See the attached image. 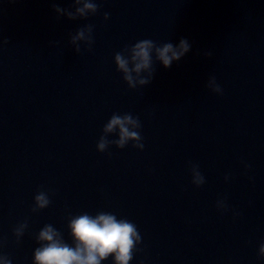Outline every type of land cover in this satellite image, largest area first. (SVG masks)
<instances>
[{
  "label": "water",
  "instance_id": "1",
  "mask_svg": "<svg viewBox=\"0 0 264 264\" xmlns=\"http://www.w3.org/2000/svg\"><path fill=\"white\" fill-rule=\"evenodd\" d=\"M53 2L72 9L0 0V254L33 264L45 224L71 246V216L104 211L137 227L129 264H264V0H96L75 20ZM88 24L93 43L77 53L69 36ZM181 38L190 51L169 68L154 60L148 85L116 70L125 46ZM113 113L139 119L143 149L96 150ZM41 190L51 203L33 212Z\"/></svg>",
  "mask_w": 264,
  "mask_h": 264
},
{
  "label": "clouds",
  "instance_id": "2",
  "mask_svg": "<svg viewBox=\"0 0 264 264\" xmlns=\"http://www.w3.org/2000/svg\"><path fill=\"white\" fill-rule=\"evenodd\" d=\"M52 7L57 14V19L61 16L70 20L78 17L86 18L98 11L96 0H72V9L60 7L55 2L52 3ZM103 15L107 19L109 13L105 12ZM92 30L93 25L88 24L78 28L75 34H70L69 43L74 46L75 52H80L79 42L91 46L93 43ZM7 42V39L0 41V43ZM190 49L191 44L187 38H181L176 45L171 42L157 44L151 39H142L115 52L113 60L116 70L122 73V78L128 87L134 89L138 85L145 86L151 83L155 73L154 60L164 68H169L174 61H179L184 57ZM203 55L211 57L212 52L206 51ZM206 86L213 92H221L220 86L215 82V77H210ZM140 127L139 119L132 114L113 113L103 125L102 134L96 143V150L104 152L109 144L124 148L129 141L133 142V147L143 149ZM112 133H115L117 138L107 139V136ZM190 171L192 173L191 182L194 185L198 187L205 182L198 170V165L192 164ZM227 179L226 175L225 180ZM33 200L34 205L31 209L33 212L46 208L51 203L48 193L43 190L38 191ZM216 207L223 209L226 205L220 199L217 200ZM26 227L27 222L25 221L13 228L17 241L24 234ZM67 227L70 229L71 246L63 240L61 233L51 224H45L35 234V240L39 246L33 250V264H101L109 257L112 258L113 264H129L136 245L141 241L134 223L124 218L118 219L110 212L100 211L94 216L88 213L71 216ZM258 255L264 258V241L259 245ZM0 264H12V262L7 255L0 254Z\"/></svg>",
  "mask_w": 264,
  "mask_h": 264
}]
</instances>
